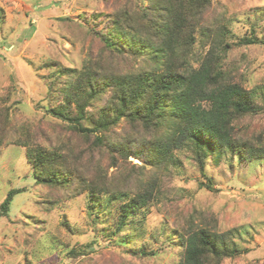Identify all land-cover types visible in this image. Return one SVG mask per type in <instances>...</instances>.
Wrapping results in <instances>:
<instances>
[{"label": "rangeland", "instance_id": "1", "mask_svg": "<svg viewBox=\"0 0 264 264\" xmlns=\"http://www.w3.org/2000/svg\"><path fill=\"white\" fill-rule=\"evenodd\" d=\"M145 5L138 0H0V126L7 125L0 145V203L9 190L22 189L8 214L0 216V264H183L188 234L202 228L226 236L240 250L210 264H264V157L244 161L223 152L217 158L205 146L197 154L189 143L160 162L147 153L158 135L123 119L110 136L132 138L138 149L147 142V152L118 156L115 165L108 148L93 144L94 134L85 137L48 111L61 104V88L77 79L85 64L102 73L163 67L154 57L158 37L141 23ZM196 14L189 15L179 39L194 35V43L185 50L184 44L174 47L177 69H198L214 51L222 72L218 80L238 83L260 103L264 0H200ZM117 17L129 35L118 36L120 42L142 38L152 46L138 55L110 52L99 33ZM244 37L259 41L242 43ZM201 105L207 109L210 102ZM70 108L77 110L75 104ZM234 124L239 138L264 147V112L243 115ZM27 140L75 160L102 193L91 198L87 190L73 193L36 183L26 149L18 143ZM150 189L151 198L119 230L121 205Z\"/></svg>", "mask_w": 264, "mask_h": 264}, {"label": "trees", "instance_id": "2", "mask_svg": "<svg viewBox=\"0 0 264 264\" xmlns=\"http://www.w3.org/2000/svg\"><path fill=\"white\" fill-rule=\"evenodd\" d=\"M138 2L141 5L146 3L142 8L141 23L144 22L143 29L146 33L158 37L159 44L154 47V57L163 67L158 70V67L155 69L152 65H141L133 72L102 73L85 64L79 73L80 76L74 81L66 82L61 88L60 93L64 96L61 104L48 111L71 123L79 134L85 137L90 133L94 134L93 144L108 148L115 165L118 163V156L124 159L129 155L145 157L144 148L146 151L147 142H142L138 149L137 141L132 138L110 136L113 128L119 126L123 119L158 135H154L155 140L152 142L154 150L146 152L153 155L152 159L155 157L160 162L167 161L173 149L188 147L189 143L197 154L205 146L217 158L223 152H233L244 161L264 157V147L251 146L234 133L235 120L246 114L264 112V95H261L262 100L258 103L254 95L238 83L219 81L222 72L218 68V55L214 51L198 69H189L187 66L181 71L175 66V60L172 58L174 47L179 43L184 44L185 50L188 49V43H194L195 37L192 34L188 41L179 42V39L184 35L189 15L192 12L197 15L196 6L200 0ZM119 18L109 23L106 32L99 33L100 39L110 52L126 51L138 55L144 53V48L152 46L150 41L147 42L149 39L142 38H130L120 42L118 36L129 35L122 31ZM125 25L134 27L130 22ZM202 34L205 36L207 32L203 30ZM258 41L252 37L241 39L242 43L248 44ZM162 58L167 60L163 61ZM69 71L77 74L75 69ZM99 100L102 104L97 110L86 109L95 108ZM202 101H209L210 107L203 108ZM72 104H75L77 110H71ZM86 120L90 124H86ZM6 126H0V145L4 142ZM158 130H161L160 134ZM18 143L26 149L27 160L31 164L36 183L49 188L70 190L73 193L87 190L91 198L102 193L96 182L86 179L76 166L75 160L70 162L59 150L37 143L31 144L29 140ZM89 167L90 165L86 164L87 171L90 170ZM21 191L20 188L8 191L0 203V216L8 214L14 196ZM116 195L130 197L119 192H116ZM152 195L150 189L130 197L128 202L121 205L119 230L125 227L130 213H135L140 206L145 205ZM239 252L236 244L233 241L228 242L226 236L204 228L196 229L187 236L183 264H210L212 258L218 262L219 259L235 256ZM143 253L147 254L145 251Z\"/></svg>", "mask_w": 264, "mask_h": 264}]
</instances>
